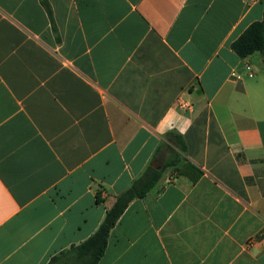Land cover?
I'll list each match as a JSON object with an SVG mask.
<instances>
[{"label":"crops","instance_id":"obj_1","mask_svg":"<svg viewBox=\"0 0 264 264\" xmlns=\"http://www.w3.org/2000/svg\"><path fill=\"white\" fill-rule=\"evenodd\" d=\"M262 19L264 0H0V264L71 262L152 164L96 264H264V52L231 49Z\"/></svg>","mask_w":264,"mask_h":264},{"label":"trees","instance_id":"obj_2","mask_svg":"<svg viewBox=\"0 0 264 264\" xmlns=\"http://www.w3.org/2000/svg\"><path fill=\"white\" fill-rule=\"evenodd\" d=\"M232 51L240 58L253 53L264 52V19L251 23L240 36L231 43ZM171 135V134H170ZM169 164L155 169L148 166L145 171L134 180L130 187L119 194L112 206L106 210L103 221L96 231L85 241L73 247L71 262L66 264H96L103 255L107 244V238L115 223L124 212L128 204L144 197L156 184L160 175ZM60 255H65L62 253ZM58 258V257H57ZM56 258H54L55 260ZM53 260V261H54ZM51 264V262H49Z\"/></svg>","mask_w":264,"mask_h":264},{"label":"water","instance_id":"obj_3","mask_svg":"<svg viewBox=\"0 0 264 264\" xmlns=\"http://www.w3.org/2000/svg\"><path fill=\"white\" fill-rule=\"evenodd\" d=\"M152 167H153V168H157V166H155L154 164H152Z\"/></svg>","mask_w":264,"mask_h":264},{"label":"built area","instance_id":"obj_4","mask_svg":"<svg viewBox=\"0 0 264 264\" xmlns=\"http://www.w3.org/2000/svg\"><path fill=\"white\" fill-rule=\"evenodd\" d=\"M248 76L251 77L252 76L251 73H249Z\"/></svg>","mask_w":264,"mask_h":264}]
</instances>
